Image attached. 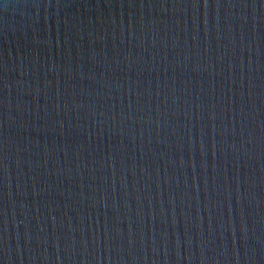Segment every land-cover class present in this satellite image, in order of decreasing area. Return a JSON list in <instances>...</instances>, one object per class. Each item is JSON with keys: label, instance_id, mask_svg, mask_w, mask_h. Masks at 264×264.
<instances>
[{"label": "water", "instance_id": "95a60500", "mask_svg": "<svg viewBox=\"0 0 264 264\" xmlns=\"http://www.w3.org/2000/svg\"><path fill=\"white\" fill-rule=\"evenodd\" d=\"M0 264H264V0H0Z\"/></svg>", "mask_w": 264, "mask_h": 264}]
</instances>
